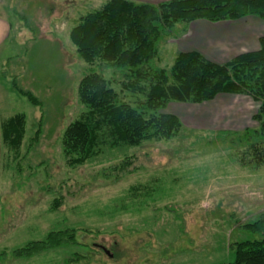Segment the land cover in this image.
I'll return each mask as SVG.
<instances>
[{
	"label": "rangeland",
	"instance_id": "374dc122",
	"mask_svg": "<svg viewBox=\"0 0 264 264\" xmlns=\"http://www.w3.org/2000/svg\"><path fill=\"white\" fill-rule=\"evenodd\" d=\"M106 1L9 2L12 36L0 51V264H169L172 257L171 264H188L192 253L200 264H224L233 257L224 248L262 235L245 228L264 219V166L241 161L249 145L242 134L259 127L260 104L250 96L173 102L168 110L182 112L184 123L176 137L113 146L106 136L95 156L68 163L63 133L88 111L79 81L91 67L101 70L80 57L70 30ZM185 26L178 23L172 33ZM169 38L152 66H172L178 50ZM102 69L120 100H144L123 89L119 70ZM18 113L25 115L26 133L15 149L4 142L2 125ZM68 228H79V243L17 254Z\"/></svg>",
	"mask_w": 264,
	"mask_h": 264
},
{
	"label": "trees",
	"instance_id": "16d2710c",
	"mask_svg": "<svg viewBox=\"0 0 264 264\" xmlns=\"http://www.w3.org/2000/svg\"><path fill=\"white\" fill-rule=\"evenodd\" d=\"M249 15L264 19V0H167L159 4L107 0L80 17L70 30V38L80 57L90 64L97 62L101 70L91 67L79 81V99L88 111L63 133L68 163L81 165L95 156L106 136L113 146L174 138L184 125L180 117L166 111L171 102L201 104L225 93L247 95L260 104L254 115L259 127L246 128L242 134L249 145L241 161L264 166V37L260 38L259 50L241 53L225 64L215 63L197 51L178 52L170 69L150 64L158 55L161 41L174 37L172 29L178 23L198 19L221 22ZM101 66L119 70L124 76L123 89L143 94L144 100L137 105L120 100ZM19 91L32 104L41 105L32 92ZM25 133L22 113L2 125L3 140L12 148L22 145ZM39 134L40 129L34 138ZM245 228L262 235L233 243V257L227 264H264V219ZM78 231H51L44 240L28 243L17 254L31 255L77 244Z\"/></svg>",
	"mask_w": 264,
	"mask_h": 264
},
{
	"label": "crops",
	"instance_id": "0c3cea01",
	"mask_svg": "<svg viewBox=\"0 0 264 264\" xmlns=\"http://www.w3.org/2000/svg\"><path fill=\"white\" fill-rule=\"evenodd\" d=\"M10 1L12 0H0V51L12 36L11 18L14 13L13 7L9 4ZM133 1L159 4L167 0ZM261 37H264V19L249 15L237 20L221 22H210L205 19L195 20L183 27L174 37L169 38L168 43L175 45L178 52L197 51L215 63L225 64L241 53L259 50ZM220 96L222 95L220 94ZM220 96L218 95L215 99ZM172 103L169 104L166 111L183 120L182 112L168 110ZM174 103L182 106L196 105L194 103ZM228 250L232 251L230 246L224 248L223 251L226 253ZM202 252L207 256L203 257L202 260H205V263L209 262V253L204 250ZM192 258L194 261L188 264H200L199 260L196 261L198 257H194L193 253ZM173 260V257L169 259V264Z\"/></svg>",
	"mask_w": 264,
	"mask_h": 264
},
{
	"label": "water",
	"instance_id": "95a60500",
	"mask_svg": "<svg viewBox=\"0 0 264 264\" xmlns=\"http://www.w3.org/2000/svg\"><path fill=\"white\" fill-rule=\"evenodd\" d=\"M105 252H106L107 254H109V251H108L107 249H105Z\"/></svg>",
	"mask_w": 264,
	"mask_h": 264
}]
</instances>
